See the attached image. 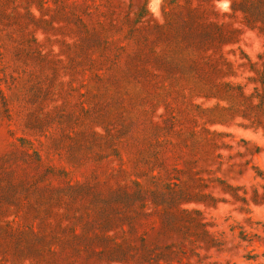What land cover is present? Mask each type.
<instances>
[{"label":"rangeland","instance_id":"obj_1","mask_svg":"<svg viewBox=\"0 0 264 264\" xmlns=\"http://www.w3.org/2000/svg\"><path fill=\"white\" fill-rule=\"evenodd\" d=\"M0 264H264V0H0Z\"/></svg>","mask_w":264,"mask_h":264}]
</instances>
